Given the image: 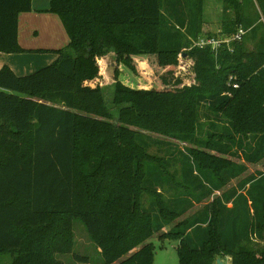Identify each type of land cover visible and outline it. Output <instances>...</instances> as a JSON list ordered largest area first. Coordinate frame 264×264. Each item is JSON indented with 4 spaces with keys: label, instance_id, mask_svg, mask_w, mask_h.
Masks as SVG:
<instances>
[{
    "label": "trees",
    "instance_id": "trees-1",
    "mask_svg": "<svg viewBox=\"0 0 264 264\" xmlns=\"http://www.w3.org/2000/svg\"><path fill=\"white\" fill-rule=\"evenodd\" d=\"M246 1L223 0L221 32L212 34L204 0H51L47 12L69 44L36 52L59 59L22 77L0 69V255L64 264L57 256L74 251L80 220L103 264H153L155 235L245 173L214 155L264 161V0ZM31 11L32 0H0V54L32 52L19 44V17ZM239 28L249 33L232 51L193 46ZM110 52L117 117L100 82ZM121 67L137 77L147 67L166 89L131 88ZM202 108L215 113L205 138ZM140 131L189 146L179 179H170V162L148 154L151 139ZM240 187L217 198L213 214L171 232L181 240L180 264H214L220 250L234 264H264V249L250 248L263 239L264 172Z\"/></svg>",
    "mask_w": 264,
    "mask_h": 264
},
{
    "label": "rangeland",
    "instance_id": "rangeland-1",
    "mask_svg": "<svg viewBox=\"0 0 264 264\" xmlns=\"http://www.w3.org/2000/svg\"><path fill=\"white\" fill-rule=\"evenodd\" d=\"M248 1H246V3H248ZM222 7H224L223 0H205L206 12L204 18L206 19V22L216 23L217 21H220L221 16H223ZM40 14H45V13L43 11ZM213 25L217 26V24H213ZM37 26L39 27V29L36 28L35 30L38 31V34L36 36H33V38H37L36 43L33 44L34 47H41L42 45H50L51 47H53L52 49L59 48L58 50H60L68 46L69 39L65 34L64 30L62 29L61 25H60L61 31L59 36H56L57 34L56 30L54 32L53 30L48 31L47 30L48 25L44 23H39L37 21ZM54 33H55V38H53ZM27 45L30 46V43ZM49 53L52 56H55L56 58L54 59V62H52L51 64H46L47 66L45 67H48L54 64L59 59L57 53L55 52L39 53L36 51L26 52L20 55L17 54V60H21L23 64L27 62L36 63L34 62L35 60H44L48 58V57H39V56ZM114 55H115L114 53L110 52L102 59L101 68L103 75L100 82L103 88V93L105 95V100L107 102L108 108L111 110L114 117H117L119 109L121 107L115 105L113 101L115 97L114 76L117 65L114 59L115 58ZM137 61L140 63H145L144 62L145 60L143 61L142 58H138ZM30 71L32 70H28V72ZM121 71H122V75L120 76L121 81L125 85L131 88L137 90L139 89L147 90V91L152 89H156V90L166 89L163 88L162 82L158 77L159 75L154 74L152 70H150L147 67L146 69L140 68V72L142 75L141 77L135 76L130 71L122 67H121ZM194 84L195 83L193 84L186 83L181 88L184 90L185 89L190 90V88ZM214 115L215 113L212 110L205 108L201 109L199 114L201 127L198 132V135L201 138H205L207 136V133L211 130L210 125L211 122L215 120ZM130 129L132 131H136L134 128H130ZM140 133H142L144 136L150 137L151 139L150 149L148 150V154L155 159L160 158L163 159V161L167 160V162H170L169 165H167L168 163L166 162V165L168 167V172L171 173L170 179H172L173 181L174 179L176 180L179 179L178 173L181 172V163H180V160L182 158L181 153L188 154L189 146L186 144L176 143L173 140H170L169 138L160 135L150 134L141 131ZM206 154L214 155L215 153H212L211 151H206ZM214 156L222 158L224 160L225 165L228 164V166L231 167L232 166L246 167L245 173L242 174L239 178L232 180L229 184H225L223 189H221V191L219 192L218 191L215 192L209 200H206L203 203L196 205L186 215L173 221L165 229L164 232L155 235L154 238L150 240L153 243V251H154L153 264H180L178 248L180 247L181 240L171 239L174 238V235H172L171 232H174L175 229L181 228L190 218H193L194 216L200 214L204 210L208 209V211H211V213L213 214L215 210V203L217 198L222 197L225 193L230 192L233 189L240 190L241 189L240 185L242 184L243 181L248 179L249 176L264 172V161L254 165L247 164L242 159L241 152H238V156L236 157H232V156L226 157L219 154ZM175 172H177V176L174 177ZM229 206L231 207V205ZM73 227H74L73 233L75 240L74 251L70 254L58 255L57 259L62 261L64 264H103V262H101L102 261L101 252L97 248V246L94 245V243L91 241L83 223L80 220H74ZM262 232H263V239H258L254 237L252 239V245L250 247L251 249L254 248L264 249V227L262 228ZM76 255L80 256V258L82 259H86L88 262L87 261L80 262L75 258ZM15 256H16L15 254L3 253L2 255H0V264H11ZM217 260H221L223 264H234L233 257L221 250L215 256L214 264H217Z\"/></svg>",
    "mask_w": 264,
    "mask_h": 264
},
{
    "label": "crops",
    "instance_id": "crops-1",
    "mask_svg": "<svg viewBox=\"0 0 264 264\" xmlns=\"http://www.w3.org/2000/svg\"><path fill=\"white\" fill-rule=\"evenodd\" d=\"M50 3H51V0H32V11L28 13H23L20 15L19 17V44L23 49L27 51L58 50L59 49V48L52 49L53 47H51L50 45H42L41 47H34L33 45L36 43V40H37V38H33V36H36L38 34V31L35 29L36 28L39 29V27L37 26V21L39 23H44L48 25L47 27L48 31L53 30L54 32L56 30L57 31L56 36L60 35L61 27L64 30L59 18L56 15L47 12V10L50 7ZM43 11L45 14H40ZM205 12L206 11H205V0H204L203 20L207 24L204 27L205 33L207 32L212 33V34L220 33L221 23L223 21L224 13L222 14L223 16H221L220 21H217L216 23H212V22H206V19L204 18ZM222 12H223V7H222ZM213 24H217V26ZM53 38H55V33H54ZM29 43H30V46L27 45ZM44 55H47V56H44ZM39 57H48V58L44 60H35L34 62L36 63L27 62L23 64L21 60H17V54H14V55L13 54H0V69L5 66H8L14 71L16 75L22 77V76H27V75L37 72L40 68L47 66L46 64H51L52 62H54V59L56 58L55 56H52L50 53L43 54L42 56H39ZM114 57H115L114 59L116 62V56L114 55ZM116 69H117V65H116ZM28 70H32V71L28 72Z\"/></svg>",
    "mask_w": 264,
    "mask_h": 264
},
{
    "label": "built area",
    "instance_id": "built-area-1",
    "mask_svg": "<svg viewBox=\"0 0 264 264\" xmlns=\"http://www.w3.org/2000/svg\"><path fill=\"white\" fill-rule=\"evenodd\" d=\"M249 31L245 30L243 28H239L238 32L231 38L226 37H219V38H212V39H200L198 42H195L194 46L199 48H206V47H212L214 51H217L221 46H226V48L229 49V51H232V45L234 43H241L244 38L248 35ZM219 34V33H218ZM228 85L232 87L233 89H238L239 85L236 82L235 77L231 76L229 78Z\"/></svg>",
    "mask_w": 264,
    "mask_h": 264
},
{
    "label": "water",
    "instance_id": "water-1",
    "mask_svg": "<svg viewBox=\"0 0 264 264\" xmlns=\"http://www.w3.org/2000/svg\"><path fill=\"white\" fill-rule=\"evenodd\" d=\"M217 264H223L221 260H217Z\"/></svg>",
    "mask_w": 264,
    "mask_h": 264
}]
</instances>
